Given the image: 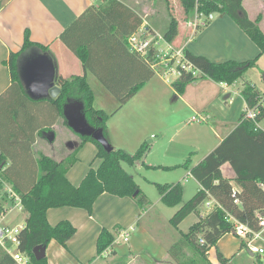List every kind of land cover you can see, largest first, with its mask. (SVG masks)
Returning a JSON list of instances; mask_svg holds the SVG:
<instances>
[{
	"label": "trees",
	"instance_id": "trees-1",
	"mask_svg": "<svg viewBox=\"0 0 264 264\" xmlns=\"http://www.w3.org/2000/svg\"><path fill=\"white\" fill-rule=\"evenodd\" d=\"M178 2L187 17L196 14L206 20L209 15H227L258 47L259 55L264 56V35L258 28L257 21L253 22L248 18L242 7V0H178ZM141 24V19L135 17L120 0H101L98 6L88 8L59 37V40L78 58L84 74L69 79L57 77L55 84L60 89L58 96L54 99L46 97L39 100L32 99L25 90L21 81L20 65L25 59L36 55L48 56L53 64L54 59L48 47L30 41L29 33L25 31L21 49L11 53L5 62L10 72V91L20 93L21 98L15 103L18 108L9 114L10 123L19 127L27 124L26 116L29 112L27 106L40 102L48 103L55 115L64 119L65 104L68 101H79L83 104V114L88 125L102 131L108 141L106 121L109 116L104 111L94 108V94L88 84L86 72L93 74L117 98L119 107L128 102L155 75L152 67L159 61L155 57V52H150L142 58L127 48L128 36L137 31ZM177 27L176 19L170 14L168 29L163 34L166 43L170 44L175 39ZM183 59L195 74L191 70H183L181 66L177 67L179 75L171 83L177 94H182L186 85L199 79L232 85L245 72L254 68L257 62L255 58L242 63L233 61L213 63L187 50H183ZM240 96L246 108L258 111L256 119L254 121L244 119L242 112L238 125L201 162L192 166L188 157L178 166L189 170L190 176L199 184L197 193L182 203L180 184L156 185L162 204L170 208L180 206L170 219V224L174 228H177L188 215L196 212L208 197L219 205L194 224L187 234H180L178 241L170 247L168 255L175 264H211L206 258V253L220 238L233 231L234 222L258 230L257 214L264 217V131L258 128V123L264 118V96H260L249 82L242 86ZM64 121L67 126L65 119ZM42 132L39 134L42 135ZM18 135L21 137V134ZM77 136L78 145L60 162L43 153L37 154L38 177L28 191L21 192L15 188L16 183L11 179L12 175L7 177V180L0 179V189L2 181L12 184L17 193L13 189L12 192L20 199L22 211L28 215L24 228L18 235V249L29 259V264H47L46 257L41 260L35 259L34 248L38 246L46 248L52 240L66 247V243L75 234V228L68 221L51 226L46 218L49 209L71 207L91 213L95 201L104 193L120 198H132L142 209L147 208L149 203L134 179L122 167V164L132 166L141 161L149 149L146 144H141L134 154L120 149H112L107 153L91 137ZM23 137L12 142L0 141V144L6 143L22 150L29 149L34 143L32 135L25 133ZM86 143H92L96 147V158L100 159L101 163L97 169H90L80 185L75 187L67 180L66 173L75 163L77 152ZM2 160L1 158L0 173L8 174L14 164L2 170ZM224 164H228L234 172L235 188L222 176L221 167ZM174 168L176 167L163 169ZM233 190H236L235 197ZM3 201L4 199L0 201V216L4 213ZM200 240L203 243H200ZM113 242L114 233L103 229L97 238V254L102 255ZM186 250L189 254L185 252ZM217 259L220 264H228V261L219 254ZM263 259L257 257L253 264H262ZM0 264H16L1 246Z\"/></svg>",
	"mask_w": 264,
	"mask_h": 264
},
{
	"label": "crops",
	"instance_id": "crops-1",
	"mask_svg": "<svg viewBox=\"0 0 264 264\" xmlns=\"http://www.w3.org/2000/svg\"><path fill=\"white\" fill-rule=\"evenodd\" d=\"M120 1L134 13L135 17L141 19L142 24L138 29L146 23L151 29L158 31L157 1ZM99 4V0H0V141L9 140L12 142L14 139L24 138L23 134L25 133L31 134L34 140L29 149L23 150L11 147L6 143L0 144V159H3L2 170L7 169L11 164L29 168L27 173L23 172L20 175L17 166L15 174L13 173L11 176V179L16 183L15 188L21 192L28 191L38 177L36 167L38 153H43L57 162L62 161L69 153L64 152L62 158L55 157L52 147L56 140V132L62 126L64 127L65 123L60 124L61 117L55 115L48 103L29 104L27 106L29 109L26 116L27 124L19 127L10 123L9 114L18 108L15 103L21 98L20 93L10 91V72L5 62L11 53L21 49L24 32L28 31L30 41L48 47L54 59L56 78L69 79L72 76H82L84 70L80 61L59 40V37L88 8L96 7ZM242 7L251 21H257L258 28L264 35V0H242ZM169 13L172 14V11L170 10ZM174 18L178 23V33L169 44L174 51L187 50L191 54L202 56L213 63L228 61L242 63L257 58L253 69L264 74V56L259 55L258 47L227 15H214L206 26H199V30L196 27L203 21V18L196 14L192 17L183 14V20ZM130 26H132V22H130ZM86 78L94 94V108L109 113L111 119H115L119 113H122L127 104L131 100H136L140 94L134 95L119 107L117 98L93 74L86 72ZM164 79L168 81L167 77ZM174 79L168 81L167 85L172 91L171 100L177 103L174 108L176 113L182 107L186 112L195 114L197 116L195 121L198 119V123L203 124L195 132V138L184 139L177 147L178 150L173 149L174 153L166 154L171 157L176 156L178 160H181L180 163L172 166L180 165L192 153H195L191 158L192 166L197 165L238 125L245 108V103L240 96V91L245 83H251L259 95L264 96V81L259 85L257 78L243 79L238 86L236 83L226 85L199 79L186 85L182 94H177L171 87ZM160 100L162 101V99ZM41 131H46V134L40 135ZM18 134H21V137ZM107 138L113 149L133 153L134 151L131 150H137L144 142L146 135L141 137L138 133L128 136L118 118L115 123H110V126H107ZM72 143L73 141H70L67 145L69 152L78 145L77 143L73 147ZM96 153L97 149L92 143H86L79 149L75 163L66 173L70 184L78 187L90 169L95 170L99 167L101 160L96 158ZM144 164L143 158L132 166L139 169L138 167L144 166ZM162 166L158 165V168ZM180 169L183 168L175 170L177 171L175 172L177 181L164 185L180 184L182 203H185L187 201H183L184 195L190 190L191 199L199 190V184L188 175L189 170ZM221 173L235 188L234 172L231 167L224 164L221 167ZM129 175L135 180L132 174ZM186 178H191L194 183L191 184L190 189L188 185L191 182ZM143 180L146 181V179ZM137 186L142 193L140 186ZM12 189L14 190L12 184L2 181L0 200L4 199L5 212L0 219L1 225L23 226L28 215L14 208L13 195H17L12 192ZM14 191L16 192V190ZM143 195L146 197L145 194ZM208 201L211 202L210 208L206 204ZM204 202L206 211L197 208L196 212L188 215L177 228L171 226L170 219L180 206L168 208L169 212L162 208L156 211L158 203H161L160 196L149 209L145 210L139 208L132 198H120L107 193L98 197L91 213L71 207L49 209L46 212V218L51 226H55L61 221H68L76 231L66 243V247H62L54 240L50 241L45 251L47 264H103L102 258L108 255L112 256V260L126 258L128 259L127 264L136 260H138L137 264H175L169 257L168 251L178 241L180 234H187L194 224L213 210L215 204L213 199L208 197ZM11 213L16 215L11 217ZM21 219L22 221H20ZM103 229L116 236L120 231L129 230L128 242L112 244L109 248L110 253L99 256L96 243ZM254 244L257 247L264 246V229L261 231L260 240ZM185 252L189 254L187 250ZM218 254L227 260L228 264H253L257 257L264 258V256L243 248L242 240L232 233L220 238L216 245L206 253V258L211 264H220L217 259ZM262 264H264V259Z\"/></svg>",
	"mask_w": 264,
	"mask_h": 264
},
{
	"label": "rangeland",
	"instance_id": "rangeland-1",
	"mask_svg": "<svg viewBox=\"0 0 264 264\" xmlns=\"http://www.w3.org/2000/svg\"><path fill=\"white\" fill-rule=\"evenodd\" d=\"M152 1L158 2V31L156 32L163 36V34L167 31L170 23L169 11L171 10V15L173 17H177V19L179 20H183L184 12L178 0ZM198 28L200 27L198 26ZM159 45L160 48L164 51L167 49L165 41H161ZM171 56H173V54L169 53L167 57V60H169L168 63H163L160 65L158 64V66L154 68L155 75L151 78V80L149 79L136 93H140L139 96L136 97L137 99L131 100L124 108L122 113H119L115 119H111L110 115H108L109 113L104 111L109 116L106 121V127L108 125L110 126V123H115L119 118V123L126 129V133L128 136L138 133L141 135V137L143 135H146V138L144 139V142L142 144H146L149 149L147 152L148 155L146 154L144 157V166H140L138 167L139 169H136V167L122 164L126 173L128 172L129 174H132L134 176V182L136 183V185L140 186V189L143 191L142 193L146 195L145 198L150 204L148 203L147 208L145 209H149L160 196L156 188V184L164 185L165 183L170 184L177 181V174L175 173L177 171L175 170L181 168L178 166H180L183 162L180 165L172 166L180 163L181 160H178L176 156L171 157L170 155L167 156L166 154L174 153L175 150L173 149L178 150L177 147L180 143L183 142L184 139L193 138L195 132L199 130V126L203 124L198 123V119L194 122L190 121L192 117L197 118V116L195 114H192L191 112H186L182 107L179 109V111H177V113L175 111L176 109H174L177 103L171 100L172 91L169 89L167 82L177 77V74L175 72L178 70L177 67L179 66V64L177 63V58L175 57L172 59ZM249 70L248 73H244L245 75H243L237 82H235L237 86L242 83L243 79L253 80L257 78L259 85L262 84V77L264 76V74H262V72L257 69L252 68ZM172 72H174L175 75H172ZM165 77L168 78V81H165ZM159 94L160 97H158ZM160 99H162V101ZM62 122L65 121L61 118L60 124ZM258 127L260 130L264 131V118L258 123ZM42 134L45 135L46 131H43ZM47 136L50 135L47 134ZM70 141H73L72 144L74 147L77 143H79V137L66 125L64 127L62 126L60 130L56 132V140L52 147L55 157L62 158L64 152L69 153V151H67V145ZM131 151H134L133 153L130 152L134 154L137 150ZM192 155H195V153L190 154L188 157L191 159ZM158 165L163 166L161 168H158ZM173 167L176 168L163 169ZM17 168V166L12 165L9 169L8 174L0 173V179L7 180V177H10L11 175H13V173L15 174V169ZM19 169L21 170L17 169V171L20 175H22L23 172L27 173L29 168L27 166H19ZM143 179H146V181ZM186 179L191 182L188 185V188L190 189L191 184L193 185L194 183L191 178ZM190 195L191 194L189 190L184 195L183 201H188V199H190L191 197ZM204 203L205 202L201 203L198 207L202 211H206ZM7 207H9V205H7ZM160 208L169 212L168 208L170 207H167L162 203H158L155 210L159 211ZM15 215V213L10 214L11 217ZM20 221H22V219ZM147 222H149V220H147ZM112 259V256L108 255L107 257L102 258V263L127 264L128 262V259L126 258L120 260ZM137 262L138 260L130 262L128 264H137Z\"/></svg>",
	"mask_w": 264,
	"mask_h": 264
},
{
	"label": "built area",
	"instance_id": "built-area-1",
	"mask_svg": "<svg viewBox=\"0 0 264 264\" xmlns=\"http://www.w3.org/2000/svg\"><path fill=\"white\" fill-rule=\"evenodd\" d=\"M101 1V0H99ZM119 1V0H116ZM201 17V16H200ZM213 19V15H209L206 20L203 19L201 23H198V26L203 27L206 26L208 22H210ZM198 26L196 28H198ZM165 41L163 36H161L159 33H157L155 30L151 29L146 23L142 25L140 29L132 33L130 36H128L126 44L127 48L139 55L142 58H145L150 52H155V57L157 60H159L155 65H153V69L158 66V64L168 63L169 60H167V57L169 53H172L173 56L171 58H177L179 66L183 70H191V67L188 66L183 59V50H177L174 51L173 48L166 43L167 49L164 51L160 48V42ZM167 65V64H166ZM193 74H195V71H192ZM178 76L179 72L178 70L175 72ZM174 72H172V75H175ZM177 78V77H176ZM258 115V111L256 109H249L244 108L243 110V117L244 119H248L251 121H254ZM195 118H192V121H195ZM190 176V174H188ZM236 190H233V197H235ZM15 199L14 208L18 209L19 211H22L20 199L13 195ZM211 200L212 198L209 197ZM214 201V200H213ZM215 202V201H214ZM237 202V200H235ZM207 207L210 208L211 202H206ZM219 207V205L215 202L213 209ZM5 212V211H4ZM4 214V213H3ZM3 214L0 216V219H2ZM257 226L258 230H252L247 225L243 223L234 222V229L231 232L233 235L238 237L240 240H242L244 248H247L250 252L256 253L260 256H264V246L263 247H257L254 243L260 240L261 238V231L264 229V217L260 214H257ZM23 226H2L0 221V246L5 250V252L12 257V259L16 262V264H29V259L25 257L23 254L19 252L18 246H19V239L18 235L23 230ZM129 239V230H123L120 231L117 236L114 235V242L113 244L118 243H127ZM200 243H203L202 240H200ZM110 253L109 248L103 253L108 254Z\"/></svg>",
	"mask_w": 264,
	"mask_h": 264
},
{
	"label": "water",
	"instance_id": "water-1",
	"mask_svg": "<svg viewBox=\"0 0 264 264\" xmlns=\"http://www.w3.org/2000/svg\"><path fill=\"white\" fill-rule=\"evenodd\" d=\"M20 76L25 90L32 99L39 100L46 97L54 99L60 93V89L55 84L56 72L54 64L46 55H36L25 59L20 65ZM63 117L67 122L68 128L76 135L91 137L107 153L112 151L113 148L104 138L102 131L95 130L86 122L81 102L68 101L63 108ZM45 251V247L38 246L34 248L33 255L35 259L41 260L45 258Z\"/></svg>",
	"mask_w": 264,
	"mask_h": 264
}]
</instances>
